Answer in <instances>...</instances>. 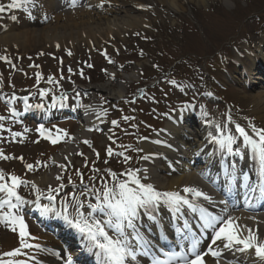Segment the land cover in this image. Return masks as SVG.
Listing matches in <instances>:
<instances>
[{"label": "rangeland", "instance_id": "obj_1", "mask_svg": "<svg viewBox=\"0 0 264 264\" xmlns=\"http://www.w3.org/2000/svg\"><path fill=\"white\" fill-rule=\"evenodd\" d=\"M6 2L9 1L0 0L5 6ZM161 2L163 0L149 1L145 23L125 33L118 43L94 40L90 45L79 43L67 47L45 42L0 46V57L6 58L0 59V91L3 99H8L16 109L23 107L18 105H22V101L32 105L45 95L68 93L66 99H79L80 95L84 102L101 106L105 112L104 131L86 134L90 139L87 143H78L77 150L62 164L64 167L52 165V159L68 146L70 136L76 135L79 125L51 124L47 130L57 140L52 143L53 139L42 138L40 131L28 122L25 121L24 127L12 126L6 118V123L0 127V152L8 158H0V170L6 177L16 176L27 182L19 188L23 197L35 200L37 189L39 197H43L42 192H50L56 185L81 181L95 182L100 191L107 178L111 186L109 170L124 179L126 171L135 168L144 155L137 153L140 142L164 128V118L156 113L173 114L181 103L187 102L197 107L203 99L204 83H211L225 103L220 99L204 100L201 106L209 117L230 113L235 118L246 119L250 127L264 129V117L252 112L254 103L246 98L264 93V86L244 87L243 75H237L241 73L238 68L241 63L236 58L238 52L240 55L243 50L254 53L263 44L264 0H208L205 5L178 0L177 10ZM19 8L21 10L9 9L8 13L0 14V37L10 33L9 29L17 35L51 25V18L47 22L37 14L34 22L24 7ZM116 11L117 14L110 13L107 17L116 18V24L128 19L122 10ZM93 14L101 15L97 10H93ZM226 59L227 65H231L230 73L224 70ZM230 75H235L240 83L229 80ZM127 76L131 78L125 79ZM214 79L228 81L227 90L215 87ZM101 86L112 90L111 94ZM77 88L90 93L84 96L85 93ZM119 92L121 95H117ZM141 94L143 98H138ZM185 98L188 100L184 101ZM8 115V105L0 101V117ZM56 122L59 120L51 123ZM14 133L21 135L14 136ZM66 137L67 141H63ZM50 145L60 147L50 149ZM109 148L112 155L108 154ZM40 162L46 163V167ZM26 165L34 167L29 170ZM57 168L60 176L54 186L32 183L42 173L54 172ZM93 202L85 199L84 205ZM8 226L0 223V257L16 244L5 236L3 230L8 229L3 227Z\"/></svg>", "mask_w": 264, "mask_h": 264}, {"label": "bare ground", "instance_id": "obj_2", "mask_svg": "<svg viewBox=\"0 0 264 264\" xmlns=\"http://www.w3.org/2000/svg\"><path fill=\"white\" fill-rule=\"evenodd\" d=\"M149 1L151 0H90L86 5L87 8L85 10L77 9V7L72 6L69 8L72 9V13H70L64 10L63 7L59 6V4L56 3V0H35L34 3L41 14H46V17L53 19L50 23L51 25L42 29H29L22 33H18L17 35H13L11 32L12 30L9 29L7 32L10 33L6 36L0 37V46L8 44L17 45L19 47L20 43L45 42L51 45L55 43L62 46L66 45L64 47H67V45L76 46V44L79 43L90 45L89 42L94 40H100L101 42L110 40L111 42L118 43L119 40L124 38L125 33L133 31L135 28L140 27L145 23L146 15H149V12H147V9H149ZM177 1L178 0H170L166 2V0H163V2H166V6L168 5L167 7H171L174 10H177L179 7ZM187 2L188 4L196 3L197 5H205L208 3V0H187ZM103 4H109L111 8L100 10L101 15H92L93 12L90 10L92 9L91 7ZM161 6L162 4L159 5L160 9H162ZM114 7H119L120 9L118 10H122V13H124L128 19L120 24L115 23L117 21L116 18L115 20H110L109 17H107L110 13L117 14V11L113 10ZM56 10L59 11L56 12ZM102 11L105 12V15H102ZM134 13H137L138 16H129ZM54 14L56 16H54ZM93 16H95V18ZM103 20L106 22H103ZM47 22H50V20H47ZM242 56H245V58H243L244 62L249 60L252 61L251 64L253 67V64L255 63L254 59L250 58L246 52H243ZM245 65L246 63H244V66ZM130 78L131 76L125 77V79ZM101 88L104 89L106 93L111 94L112 90L108 89V87L101 86ZM117 95H121V92ZM246 98H250L254 103L255 108L252 112L261 114L264 117V93L255 96L248 95ZM82 110L80 131L76 133L77 136L69 142L67 147L53 157L52 165L54 164L57 166L58 164H64L65 159L70 158V154L74 153V150H77V147L79 146L78 143L80 144L88 139L87 136H85V131L87 129H93L96 125L99 126L103 123V117L100 115L98 108L88 105L84 106ZM199 121L200 125H191V132L189 131L188 126L182 121H178L177 123L168 121L165 130L162 133L155 134L150 143L145 141L140 144V147L144 152H154V155H151L150 158L144 159L140 167L144 172L143 177L151 180L149 184L154 186L156 190L161 193L162 191H173L184 194L183 189L185 187H194L201 190L210 198L203 199L190 196L189 198L197 205L198 210L196 212L191 211L187 206H182L179 210L170 209L163 203L157 207L162 210L154 209L158 214V221H152L154 228L146 229V236H141L153 238V240L158 243L166 241L167 239L177 240V246L167 245L165 247L164 251L161 253L162 257H165L170 253L169 257H172L173 254L177 257L178 253L174 251L178 248H182L181 237L178 234L172 233V230H174V213L179 214L182 210L193 213L197 216L195 218L198 222L200 220L199 208L207 209L212 215L219 214L218 216L224 217L230 215L235 218V222L239 225H247L249 228L253 229V233L259 237L260 241L264 242V214H246L242 212L227 213V210L224 207L225 203H221V201H224L220 196L221 193L216 192L206 184H211L213 174L220 175L221 181L215 186L223 191L222 178L223 175L226 174L224 172L228 171L227 176L229 180H227L224 185L225 187H228L229 190V183H233L231 189H234L236 185V187L247 193L252 190L254 184L257 188L258 197H263L264 169H262L258 157L254 155L251 147L247 145L244 138L240 136L243 142L239 143V140H235L237 136L234 137L233 143L231 144V151L227 148H221L219 144L221 139L227 135H231L229 132L230 128L232 131V128H235L237 124L244 127L253 139H258V137H256L255 133L252 131V127L246 123V119L244 118H235L229 114L219 115L217 113L209 117L206 112H203L199 116ZM194 127L195 129H193ZM186 132H190L189 135H194L193 141H199L198 145H203L198 147V145L190 144L189 141L184 138ZM185 140L186 143H184ZM236 148H241V150ZM186 150H188V152ZM183 151L189 153V159L184 157L182 159V154H186V152ZM233 156L241 157V160L246 167L243 168L241 172L235 171V167L233 166L235 159ZM160 157H164L167 160V167L169 169H164V172L161 171L162 167L158 162ZM174 157L177 159L180 158L179 163L181 165H177V163L174 162L175 160H172ZM197 165H199V169H196ZM131 171L134 172L138 178L140 177V169L136 168ZM169 172L171 173V177H166L165 173ZM59 176V168H57L54 172L49 173L46 171L42 173L38 178L33 180V183L35 185L54 184ZM125 179H129V177L126 175L125 178L121 180ZM228 189H226V191H228ZM164 209L170 211L164 212ZM142 212L143 211H141V213ZM101 219L106 220L107 218L101 217ZM106 230L110 235H116L115 231H112V229L109 230V228H107ZM240 235L246 238L248 233L247 231H242ZM208 242L209 240L204 245L203 240H200L201 244H198V247L202 248L200 252H204L205 248L208 246ZM224 244L225 242L223 241H217L216 244L212 246V248L221 253V255L216 258H213L211 255L205 256L204 259L206 264H264V260L256 256L254 249H250L248 252L242 254L240 251L242 246L234 245L233 247L228 248L225 247ZM189 250L190 248L186 249L184 254Z\"/></svg>", "mask_w": 264, "mask_h": 264}, {"label": "snow or ice", "instance_id": "obj_3", "mask_svg": "<svg viewBox=\"0 0 264 264\" xmlns=\"http://www.w3.org/2000/svg\"><path fill=\"white\" fill-rule=\"evenodd\" d=\"M22 3L23 0H12L7 6L0 4V14L5 13L8 8H19ZM0 59L6 60L5 57H0ZM69 70L71 71V69ZM3 119L5 118L0 117V120ZM113 123L117 122L114 121ZM235 131L251 147L254 155L258 157L262 169H264V129L252 127V131L258 139H253L249 132L239 124L235 126ZM40 132L43 134L45 129L41 128ZM13 135L20 136L21 133H14ZM233 140L234 136L227 135L219 141V144L221 148H227L231 151ZM56 142L57 140H52V143ZM108 154H113L111 148L108 149ZM0 158L7 159L8 157L3 156V153L0 152ZM20 159H23V157ZM26 167L31 170L34 166L26 165ZM61 167L64 166L61 165ZM109 174L113 178L111 186L108 185V182H104L102 189L96 196L98 202L88 205L89 214L82 211L83 202L77 201L75 197H73L72 208L75 215L69 213L68 201H64L60 206V210L57 211L52 206V202L55 201V196L52 193L58 192L59 189H52L46 196L50 202L49 205L40 208L46 214L51 213L61 216L70 226L82 235H86L91 246L98 250L102 264H134L138 259L137 251L144 249L146 244V241L136 231L135 221L139 218L141 211L148 214L163 203L170 209L179 210L182 206H187L191 211L196 212L198 210L197 205L189 198L190 196L210 199L201 190L194 187H185L183 189L184 194L173 191L161 193L154 186L141 183L140 179L131 170L126 173L129 179L125 180H121L111 170H109ZM25 183L27 182L16 176L6 177L3 170H0V210L5 207L8 209V211L0 214V223L9 225L13 232L18 231L21 245L19 248L4 253L3 257L20 256L23 254L22 249L32 247L27 243V240L31 238L30 233L27 231V225L23 216L19 214L21 206L27 203L19 194L20 186ZM37 193V199H39V189H37ZM221 203L225 202L221 201ZM199 212L202 228L212 229L215 232V238L212 240L213 245L217 241L225 242L224 246L228 248L240 245L242 246L241 250L254 249L256 256L264 259V242L260 241L259 237L253 233V229L247 225H239L235 222V218L230 215L227 217L212 215L204 208H199ZM96 213L107 219H96L94 217ZM217 225L220 226L217 228ZM107 228H113L116 235H110L106 230ZM126 229L132 231L128 232ZM242 231H247L246 238L240 235ZM189 239L191 241L190 250L184 255L176 257V264H206L205 256L211 255L216 258L221 255L213 248H209L206 252H198L199 240L194 234ZM142 254L146 255L147 252ZM3 257H0V264H20L19 261L4 260ZM155 264H159V261H156ZM166 264H173V260L170 258Z\"/></svg>", "mask_w": 264, "mask_h": 264}]
</instances>
